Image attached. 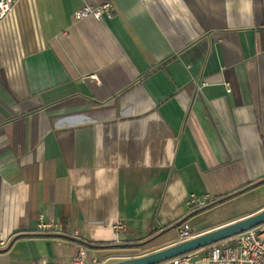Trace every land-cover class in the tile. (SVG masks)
<instances>
[{
  "label": "crops",
  "instance_id": "crops-1",
  "mask_svg": "<svg viewBox=\"0 0 264 264\" xmlns=\"http://www.w3.org/2000/svg\"><path fill=\"white\" fill-rule=\"evenodd\" d=\"M109 2L110 19L74 18ZM261 180L264 0H15L0 19V249L32 235L0 264H71L84 247L44 234L141 243L202 208L192 197ZM262 210L264 184L186 223L195 238ZM40 215L60 230L37 232ZM181 226L84 248L114 264L182 242Z\"/></svg>",
  "mask_w": 264,
  "mask_h": 264
},
{
  "label": "built area",
  "instance_id": "built-area-1",
  "mask_svg": "<svg viewBox=\"0 0 264 264\" xmlns=\"http://www.w3.org/2000/svg\"><path fill=\"white\" fill-rule=\"evenodd\" d=\"M15 0H0V19H3L14 7ZM114 5L105 3L98 6H84L74 14L77 21L93 17L101 22L110 19L113 16ZM97 79V77L95 78ZM207 197L203 200L192 197L189 205L204 206ZM114 229L117 232L125 231L126 225L123 221H118ZM60 230L55 222L47 220L44 215H40L37 222V232H54ZM191 227L184 223L180 228V238L184 242L194 238L191 234ZM1 247H5V243L1 242ZM195 253H188L177 258L171 259L162 264H198L194 260ZM207 264H264V224L246 231L236 237L216 243L209 247L207 255L201 259ZM71 264H99L97 257L89 256L86 248L81 247L72 257Z\"/></svg>",
  "mask_w": 264,
  "mask_h": 264
},
{
  "label": "water",
  "instance_id": "water-1",
  "mask_svg": "<svg viewBox=\"0 0 264 264\" xmlns=\"http://www.w3.org/2000/svg\"><path fill=\"white\" fill-rule=\"evenodd\" d=\"M264 184V180L255 182L241 190H239L236 193H233L231 195H228L220 200H217L207 206H204L194 212H192L190 215L185 217L184 219L180 220L176 224L172 225L171 227L159 232L157 235L153 236L152 238L141 242L137 244H115V245H92L87 242H84L82 240L68 237L66 235H49V234H44L42 236H52V237H58V238H63V239H68L70 241L76 242L86 248L97 250V249H117V248H131V247H142L144 245H147L151 243L152 241L156 240L157 238L161 237L162 235L166 234L167 232L176 229L177 227H180L182 224L186 223L190 218L193 216L206 211L220 203H223L229 199H232L236 196H239L247 191H250L260 185ZM264 224V210L247 217L245 219H242L238 222H235L233 224H230L228 226L222 227L220 229L214 230L212 232H209L207 234L197 236L195 238H192L190 240H186L184 242H180L174 246H171L169 248H166L164 250L142 256V257H137V258H130V259H125L119 262H116L114 264H162L164 262H167L171 259L177 258L181 255L188 254L195 252L197 250L203 249L210 247L216 243H219L221 241L231 239L233 237H236L246 231H249L251 229L257 228L261 225ZM32 235L28 234H22L19 236H16L9 244V246L5 249H0V254L7 253L9 249L13 246V244L22 238H27Z\"/></svg>",
  "mask_w": 264,
  "mask_h": 264
}]
</instances>
